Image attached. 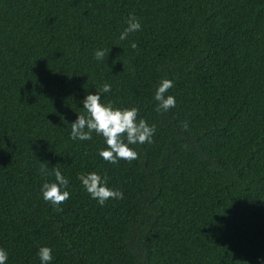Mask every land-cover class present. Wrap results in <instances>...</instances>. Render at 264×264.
Masks as SVG:
<instances>
[{
    "label": "trees",
    "instance_id": "trees-1",
    "mask_svg": "<svg viewBox=\"0 0 264 264\" xmlns=\"http://www.w3.org/2000/svg\"><path fill=\"white\" fill-rule=\"evenodd\" d=\"M164 79L176 104L157 111ZM106 83L103 104L156 128L131 163L70 138ZM41 162L69 181L62 211ZM90 172L123 198L101 206ZM44 246L49 264H264V0H0V248L41 264Z\"/></svg>",
    "mask_w": 264,
    "mask_h": 264
},
{
    "label": "clouds",
    "instance_id": "clouds-1",
    "mask_svg": "<svg viewBox=\"0 0 264 264\" xmlns=\"http://www.w3.org/2000/svg\"><path fill=\"white\" fill-rule=\"evenodd\" d=\"M126 25L119 35L121 41L126 40L131 33L141 28L138 18L131 14L126 20ZM130 47L137 49L138 46L133 41L130 43ZM108 52L109 49H99L94 55L98 60H105ZM172 86L173 82L171 80L164 79L157 87L154 96L158 102L157 111H167L175 107L174 96L166 95ZM110 91L111 87L106 83L99 91L86 95L82 103L87 115H78L76 120L71 123L70 138L73 140H91L93 133L101 135L106 141L107 148L101 150L99 155L105 161L116 164L119 160H125L131 163L133 160L138 159L139 155L130 145L152 143L156 128L155 125H149L144 119H138L139 109L136 107L115 108L111 101L103 104L101 93ZM181 127L187 130V122H184ZM40 171L42 175L55 176V182L42 184L43 199L55 206L57 211H62L58 206L68 200L70 196L69 191L65 190L69 183L68 179L57 168H53L49 173L48 166L44 162H41ZM78 179L90 196L96 199L101 206L109 199L123 198V193L120 190L107 187V178L96 172L82 173L78 176ZM38 255L41 264H49L52 260L50 247H41ZM7 256L6 250L0 248V264H6Z\"/></svg>",
    "mask_w": 264,
    "mask_h": 264
}]
</instances>
